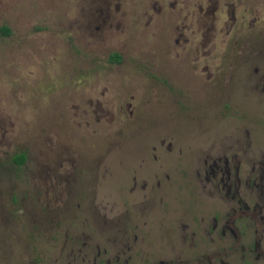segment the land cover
I'll return each instance as SVG.
<instances>
[{"label": "rangeland", "instance_id": "rangeland-1", "mask_svg": "<svg viewBox=\"0 0 264 264\" xmlns=\"http://www.w3.org/2000/svg\"><path fill=\"white\" fill-rule=\"evenodd\" d=\"M89 1L0 0V264H88L83 232L111 257L117 198L147 168L141 158L182 153L167 161L168 209L148 211L150 250L165 252L170 218L207 205L194 155L253 121L264 151V99L240 67L203 87L179 74L159 14L127 0L103 27L88 23Z\"/></svg>", "mask_w": 264, "mask_h": 264}, {"label": "flooded vegetation", "instance_id": "flooded-vegetation-1", "mask_svg": "<svg viewBox=\"0 0 264 264\" xmlns=\"http://www.w3.org/2000/svg\"><path fill=\"white\" fill-rule=\"evenodd\" d=\"M125 1L90 0L88 23L104 27L111 11H120ZM135 4H142L146 15L162 17L179 74L204 87L216 83L215 78L225 77L227 82L240 67L252 92L264 99V0H138ZM114 54L121 60V53ZM224 97L228 109L231 97ZM241 127V135L234 134L230 143L194 155L193 188L207 205L170 218L167 251L150 250L148 211L162 215L168 209L167 192L176 180L167 161L183 158L182 153L141 158L147 168L133 174L127 196L117 198L123 200L122 209L118 206L110 224L113 236L106 238L114 245L112 256L104 259L108 248L102 250L83 232L82 260L88 264H264V151L258 143L263 129L257 121Z\"/></svg>", "mask_w": 264, "mask_h": 264}, {"label": "trees", "instance_id": "trees-1", "mask_svg": "<svg viewBox=\"0 0 264 264\" xmlns=\"http://www.w3.org/2000/svg\"><path fill=\"white\" fill-rule=\"evenodd\" d=\"M5 30H6V29H5ZM112 59L115 60V61H119V60H120V55H118V54H114V55L112 56ZM25 160H26V155H25L24 153L18 154V155L15 157V161H16L18 164L23 163Z\"/></svg>", "mask_w": 264, "mask_h": 264}]
</instances>
